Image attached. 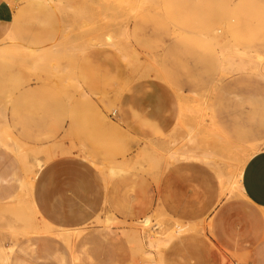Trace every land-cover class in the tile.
Instances as JSON below:
<instances>
[{
  "label": "rangeland",
  "instance_id": "obj_1",
  "mask_svg": "<svg viewBox=\"0 0 264 264\" xmlns=\"http://www.w3.org/2000/svg\"><path fill=\"white\" fill-rule=\"evenodd\" d=\"M0 3L12 12L0 23V46L9 34L15 43L0 57V120L40 166L32 184L36 229H26L12 202L0 204V242L11 249L7 260L0 250V264H141L147 248L139 221L147 216L188 227L161 251L165 264L239 263L213 233L218 215L242 237L260 225L243 198L220 194L213 168L231 174L235 164L225 170L216 158L215 167L182 155L202 152L207 142L218 147L207 136L208 118L231 130L246 124L251 95L264 96V80L252 71L220 75L216 45L233 42L264 57V4ZM256 131L264 139V129ZM21 173L0 148V197L18 190Z\"/></svg>",
  "mask_w": 264,
  "mask_h": 264
},
{
  "label": "crops",
  "instance_id": "obj_2",
  "mask_svg": "<svg viewBox=\"0 0 264 264\" xmlns=\"http://www.w3.org/2000/svg\"><path fill=\"white\" fill-rule=\"evenodd\" d=\"M264 4V0H257ZM77 14L84 20L89 19L88 16L80 9L77 8ZM12 18V12L7 4L0 3V23H8ZM218 32V31H217ZM105 41H111V34H105ZM218 47V66L221 76L228 75H243L246 72L252 71L256 73L262 80H264V74L257 72L258 58L262 57L259 53H253L249 50H243L236 48L233 42H224L219 44ZM14 35L9 34L7 41L0 46V57L12 53L14 50ZM255 56V57H254ZM253 100L252 111L245 116L244 120L246 124L235 122L231 127V130H222L211 118L212 125L216 131L226 140L237 144L238 146L259 145L260 150L253 153L251 157L246 161L242 169L238 193L235 195L244 199L246 205H248L255 212V217L259 220L260 225L254 223V225L246 233H236L234 230L230 233L229 229L225 226L224 218L222 215H218L215 219L213 226V233L215 235V242L218 248L226 249L232 253H235L240 260L239 263L234 264H264V228H261V224L264 223V139L260 137L256 130L264 129V96L251 95ZM18 141L12 133L11 128L2 123L0 120V148L11 154L16 162L20 163L16 154L10 150L9 145H4L2 141ZM196 160V159H183ZM200 161V160H196ZM202 162V161H201ZM204 163V162H203ZM206 164V163H205ZM22 166V164L20 163ZM214 176L217 180V184L220 188L218 177L214 172ZM24 180V169L22 166V173L17 177L18 190L15 193H6L3 197H0V204L5 205L15 202V197L22 189V182ZM35 180V179H34ZM21 188V189H20ZM221 194V188H220ZM228 196V195H227ZM31 201L32 200V188H31ZM35 208V206H34ZM36 210V209H35ZM37 214L38 211L36 210ZM258 220L256 222H258ZM181 235V234H179ZM174 236L167 246L171 243ZM245 236L247 238L245 239ZM247 247H244V244ZM166 246V247H167ZM165 247V248H166ZM164 248L159 249V253L151 250L152 259L147 258L145 252H143V262H165L162 258L161 251ZM0 250H5L3 244L0 242ZM248 253V259H243L244 254ZM6 260V259H5ZM204 262H209L208 259ZM247 262V263H246ZM165 264V263H164Z\"/></svg>",
  "mask_w": 264,
  "mask_h": 264
},
{
  "label": "bare ground",
  "instance_id": "obj_3",
  "mask_svg": "<svg viewBox=\"0 0 264 264\" xmlns=\"http://www.w3.org/2000/svg\"><path fill=\"white\" fill-rule=\"evenodd\" d=\"M129 57H130V55H129ZM257 62H258L257 69H256L257 72L264 74V57L258 58ZM202 115H203V113H202ZM208 119L211 120L210 118H208ZM200 126L206 128V126H204V120H202V121L200 120ZM207 129H208V131L206 129H204V131L208 132L207 136L210 133L211 140H213V142H216V144H218V147H215L214 144L207 142L206 143L207 147H206V149L203 148L204 150H202V152L194 153V152H190L188 150L189 152L185 151L187 153L183 152L184 155H182V158L183 159L200 160V161L206 163L207 165L213 163L214 166L217 163L212 162V159L216 158L217 160H220L223 163V165H227L225 170L228 168V165L230 163H234L235 168L233 170V173H231V174H226V172L224 170H222V168H220V167L213 168V169H214V172H215L216 176L218 177V180L220 183L221 195H233L234 193H238L239 181H240V177H241V173H242V169L244 167V164L249 159V157H251V155L253 153L260 150V146L259 145L238 146L237 144L232 143V142L224 139L216 131V129L212 125L211 121L207 125ZM200 130H203V129L200 128ZM188 131H189V135L187 138V142L188 143H194V137H195L194 135L196 132H193V130H191V129ZM2 143L4 145H9L10 150L16 154L17 158L19 159V161L22 164L23 169H24V180H23L22 186H21L22 189L20 188L21 191H19V193L16 195L15 202L12 201V205H10L9 208L16 210L18 215H21V216L26 218V220H27L26 229H33L34 230V229H36V225H37L36 222L40 221V220H39L38 214H37V212H36V210L32 204V201H31V188H32V184L34 182L35 176H36V174L34 172V168H37V167L40 168L39 162H35V161L30 162L27 151L25 150L24 146L21 145V143L19 141H8V140H6V141H2ZM203 145H205V144H203ZM203 145H201V146H203ZM176 152L178 153V151H176ZM149 162H151V161H149ZM153 164H155V163H153ZM153 166H155V165H153ZM209 166H211V165H209ZM96 167H97V165H96ZM150 167H152V166H150ZM102 168H104V166H102ZM110 168L111 169H109L110 170L109 173L111 172V173L115 174V172H114L115 168H112V165L110 166ZM101 171H102V169H101ZM120 172H122V171L120 170ZM114 174H112L111 176H115ZM107 220H109V219H107ZM139 224H140L139 241L142 244H144L146 246V248L148 249L145 252V254H146L147 258H149V259H152L151 250H154L156 253H159V249L165 248L174 236H177L179 234H183L188 230L187 226L182 225L179 222H175V223H173L172 226H168V225L164 224V221L162 218L161 219L160 218L151 219L148 216L145 217L141 222L139 221ZM5 250H7V251H5ZM5 250H2V253L4 254L5 259L7 260L8 259V252L11 249L9 248V249H5ZM143 264H164V262H159V261L158 262H152L151 261V262H143Z\"/></svg>",
  "mask_w": 264,
  "mask_h": 264
}]
</instances>
